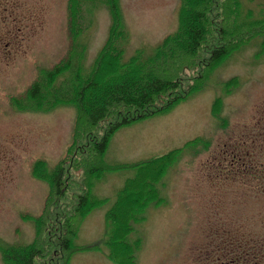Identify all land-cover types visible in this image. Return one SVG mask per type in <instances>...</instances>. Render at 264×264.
<instances>
[{
  "label": "rangeland",
  "instance_id": "obj_1",
  "mask_svg": "<svg viewBox=\"0 0 264 264\" xmlns=\"http://www.w3.org/2000/svg\"><path fill=\"white\" fill-rule=\"evenodd\" d=\"M241 1L254 17L264 11V0ZM66 2L0 0V241L10 245L32 241L33 225L21 216L37 217L48 192V184L32 176L33 163L41 160L52 169L71 140L72 107L36 113L10 103L23 96L39 69H49L65 55ZM119 5L129 33L124 60L140 48L149 54L176 30L180 0H119ZM109 23L108 12L97 8L82 38L86 66L104 44ZM260 39L221 61L201 92L111 137L104 161L112 166L183 150L157 185L162 202L148 206L130 235L141 238L136 264H264V176L251 177L249 186L245 171L232 161L237 156L244 168L264 170ZM196 138L205 143L185 147ZM133 175L130 168L107 172L94 185L93 195L106 201L82 219L74 243L96 246L76 251L69 264H113L103 244L104 215Z\"/></svg>",
  "mask_w": 264,
  "mask_h": 264
},
{
  "label": "trees",
  "instance_id": "obj_2",
  "mask_svg": "<svg viewBox=\"0 0 264 264\" xmlns=\"http://www.w3.org/2000/svg\"><path fill=\"white\" fill-rule=\"evenodd\" d=\"M99 7L109 15L107 37L86 66L87 43L82 38ZM66 12L69 44L65 55L49 69H39L23 96L12 97L10 103L17 110L36 113L72 107L71 140L52 169L41 160L33 163L32 176L48 184L40 214L21 216L33 225L34 237L24 245L0 241L1 262L69 264L76 251L95 249L96 245L74 243L82 219L106 201L93 195L94 185L107 172L130 168L133 177L124 181L104 215L103 244L113 264H136L141 238L130 235L145 218L148 206L162 202L157 185L183 150L112 166L104 161L111 137L118 129L159 115L201 92L207 75L252 40L261 38L259 51L264 53V11L254 17L241 0H180L176 30L149 54L136 49L126 60L129 33L119 0H67ZM237 16L238 22L233 20ZM211 113L215 117L214 103ZM259 131L264 137V129ZM204 143L196 138L185 147ZM232 161L245 171L242 176L249 186L251 177L258 181L264 176L257 167L244 168L237 156Z\"/></svg>",
  "mask_w": 264,
  "mask_h": 264
}]
</instances>
